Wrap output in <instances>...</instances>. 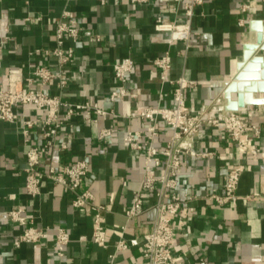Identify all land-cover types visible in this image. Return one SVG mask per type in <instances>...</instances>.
Listing matches in <instances>:
<instances>
[{
	"label": "crops",
	"instance_id": "obj_1",
	"mask_svg": "<svg viewBox=\"0 0 264 264\" xmlns=\"http://www.w3.org/2000/svg\"><path fill=\"white\" fill-rule=\"evenodd\" d=\"M251 2L253 7L242 12L241 8ZM172 6L159 1L136 6L117 0H105L104 4L100 0H0V21L10 23L9 39L0 47V82L4 87L12 74L26 78L38 66L56 70V61L46 57L44 51L54 49L56 25L65 12H70L85 30L80 41L66 43L75 49L76 58L67 68L72 79L63 91V98L73 103L97 102L103 110L118 115L102 119L98 126L75 118L73 126L62 128L58 138L61 142L70 135L72 142L64 150L56 149L52 156L57 165H74L82 159L90 162L92 172L84 188H90L98 204L112 208L104 215L109 229L107 249L91 242L92 212L75 210L72 197L62 189L45 181L39 198L31 199L24 194L26 148L21 129L17 124L0 121V217L21 206L29 218H35L37 226L62 227L71 234L65 258L61 260L55 256L53 237L35 246L25 244L15 248L13 242L21 230L7 224L0 232L1 264H110L109 256L121 237H125L129 248L118 254L114 264L144 263L143 236L151 231L155 212L148 203V210L142 215L131 220L124 216L143 177L144 157L129 150L123 138L129 131L144 128L136 116L146 106L172 104L174 86L161 81L153 61L170 52L169 77L199 82L186 92L199 108L224 93L237 75L244 45L257 39L250 23L253 20L264 23V0H206L193 19V29L202 34L206 47L186 50L182 43L173 46L161 43L154 31L155 18L161 13L171 20L181 18L180 13L169 10ZM125 58H131L136 67L124 87L140 94L136 99L113 103L109 95L121 87L114 78L113 65ZM27 113L33 118L43 116L33 108H28ZM111 125L116 128L113 140L100 143L98 130ZM160 128L157 144L161 146L171 131L163 125ZM251 142L264 149V125L261 136L251 137ZM208 144L216 156L202 165L188 162L179 193L202 198L214 190L222 192L229 166L241 164L244 172L238 197L225 206L198 200L193 203L197 208L194 214L176 219L177 261L264 264V162L239 155L220 130L210 133Z\"/></svg>",
	"mask_w": 264,
	"mask_h": 264
},
{
	"label": "built area",
	"instance_id": "obj_2",
	"mask_svg": "<svg viewBox=\"0 0 264 264\" xmlns=\"http://www.w3.org/2000/svg\"><path fill=\"white\" fill-rule=\"evenodd\" d=\"M100 1L105 3V0ZM117 1H126L136 6L150 5L157 1L165 5L174 4L169 10L175 14L180 13V19L171 20L162 13L155 18L154 31L159 41L167 46L182 43L186 50L206 47L202 34L193 29L196 10L203 6L206 0ZM253 4L254 2L245 4L241 11L246 12ZM84 30L70 12H65L54 31V49L44 51L46 57L56 61V70L38 66L26 78L10 75L7 87L0 82V121L17 124L21 129L26 148L24 194L31 199L39 198L45 181L50 182L54 188L62 189L72 197L71 205L75 210L88 209L92 212L91 242L99 248L107 249L110 246L109 229L105 224L104 215L111 212L112 208L98 204L90 188H84L92 172L90 162L82 159L74 165H57L52 159L56 149L64 150L72 142L70 135L63 137L61 142H58V138L62 128L73 126L75 118H81L93 126H98L100 121L107 117L118 118L115 112L103 110L97 102L73 103L63 98V91L72 79L67 73V68L76 58L75 49L67 47L66 43L74 44L80 41ZM9 35L10 23L1 20L0 47L9 39ZM153 65L160 71L161 81L174 86L172 104L163 106L158 103L146 106L136 116L144 123V128L129 131L123 138L129 150L141 153L144 157L143 177L138 189L133 192V200L125 209L124 216L127 220L134 219L146 212L147 204L151 203L155 216L151 231L143 236V264H179L174 253L176 219L186 214H194L197 208L193 203L198 200L219 206L235 201L244 172V166L233 164L228 168L222 192L214 190L202 198L194 194L182 195L179 193L180 182L181 177L187 175L188 162L202 165L216 156V151L208 144L209 135L215 130H220L226 135L239 155H249L254 160L260 159L264 162V149L251 142V137L259 138L262 134L264 103L230 111L222 93L209 104L198 108L189 100L186 92L199 82L184 78L173 80L169 77L172 70L170 52L156 58ZM135 67L136 64L131 58L122 59L113 65L114 78L121 87L110 93L111 102L138 98V90L124 87ZM53 90L57 92L53 93ZM28 108L42 112L43 116L30 117ZM162 125L171 131V136L160 146L157 140ZM115 133L116 128L113 125L102 127L98 130L97 139L102 144L109 143ZM35 135L40 142L36 141ZM7 224L17 226L21 230L13 242L15 248L25 244L35 246L53 237L55 256L64 260L66 249L71 242V234L67 229L37 226L35 218H29L21 206L13 207L0 217V232ZM128 248L127 240L121 237L115 245L114 253L109 256L110 264H114L118 254ZM2 256L0 251V264Z\"/></svg>",
	"mask_w": 264,
	"mask_h": 264
},
{
	"label": "water",
	"instance_id": "obj_3",
	"mask_svg": "<svg viewBox=\"0 0 264 264\" xmlns=\"http://www.w3.org/2000/svg\"><path fill=\"white\" fill-rule=\"evenodd\" d=\"M250 29L257 33L256 42L244 45L238 73L224 90L226 107L230 111L264 103L258 96L264 94V23L253 20Z\"/></svg>",
	"mask_w": 264,
	"mask_h": 264
},
{
	"label": "bare ground",
	"instance_id": "obj_4",
	"mask_svg": "<svg viewBox=\"0 0 264 264\" xmlns=\"http://www.w3.org/2000/svg\"><path fill=\"white\" fill-rule=\"evenodd\" d=\"M264 94H261V95H258V96H260L261 98H264V96H263Z\"/></svg>",
	"mask_w": 264,
	"mask_h": 264
}]
</instances>
